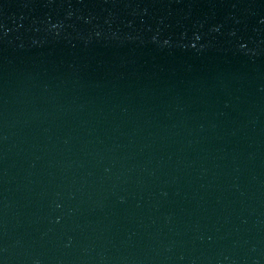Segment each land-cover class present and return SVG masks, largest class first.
I'll use <instances>...</instances> for the list:
<instances>
[{
	"label": "water",
	"instance_id": "1",
	"mask_svg": "<svg viewBox=\"0 0 264 264\" xmlns=\"http://www.w3.org/2000/svg\"><path fill=\"white\" fill-rule=\"evenodd\" d=\"M0 264H264V0H0Z\"/></svg>",
	"mask_w": 264,
	"mask_h": 264
}]
</instances>
